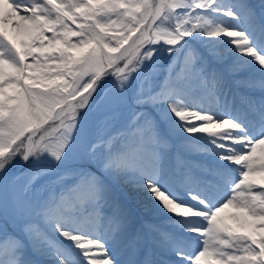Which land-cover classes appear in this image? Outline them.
<instances>
[{"label": "snow or ice", "instance_id": "snow-or-ice-1", "mask_svg": "<svg viewBox=\"0 0 264 264\" xmlns=\"http://www.w3.org/2000/svg\"><path fill=\"white\" fill-rule=\"evenodd\" d=\"M0 264H264V0H0Z\"/></svg>", "mask_w": 264, "mask_h": 264}, {"label": "rangeland", "instance_id": "rangeland-1", "mask_svg": "<svg viewBox=\"0 0 264 264\" xmlns=\"http://www.w3.org/2000/svg\"><path fill=\"white\" fill-rule=\"evenodd\" d=\"M250 2H251V3H257L258 0H250ZM205 39H206V38H205ZM167 56H168V54H167V52H166L164 49H161L160 52L158 53V58H159L160 61H161V67H166V64L169 62V59H166ZM121 63H123V62H121ZM109 79H111V78H109ZM184 135L186 136L187 134H184ZM189 139H190L192 142H194V143H198V144H205V143H208V142H209V139H207V138H203V137H201L200 139H197L196 137H190ZM194 158H200V155L197 154V155L194 156ZM23 164H24V166H23L22 168L13 169L12 172L15 173V174H19V173H22V172L26 171V170L29 168V165H28V164H25V163H23ZM170 187H171V190H172L175 194L180 195V194H178V192L174 189V187H172L171 185H170ZM131 195L134 196V197H137V199H144L145 204H147V206H148L149 208H151V211H152V213L154 214V215H153V218H154V219L159 220V221H165V220H166V217H165V216L159 214L158 209H156V208L153 207L152 205L148 204V198L144 196V193H139L138 195H137V193H132ZM133 203H134V204L136 203V199L133 200ZM137 207H138V210H139V211H141V212L144 211L143 208H139V205H137ZM232 210H233V209H226L225 211H226V212H229V211H232ZM169 216H170V214H169ZM181 231H183V230L181 229Z\"/></svg>", "mask_w": 264, "mask_h": 264}, {"label": "bare ground", "instance_id": "bare-ground-1", "mask_svg": "<svg viewBox=\"0 0 264 264\" xmlns=\"http://www.w3.org/2000/svg\"><path fill=\"white\" fill-rule=\"evenodd\" d=\"M206 147H208L209 151L208 153H211V160H217L216 153L212 151L213 146L211 144H206ZM210 155V154H209Z\"/></svg>", "mask_w": 264, "mask_h": 264}]
</instances>
